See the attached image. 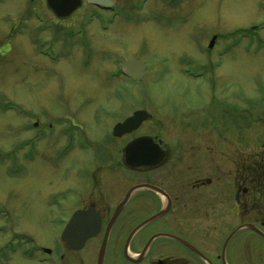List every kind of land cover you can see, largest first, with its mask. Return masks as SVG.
<instances>
[{"label":"rangeland","instance_id":"rangeland-1","mask_svg":"<svg viewBox=\"0 0 264 264\" xmlns=\"http://www.w3.org/2000/svg\"><path fill=\"white\" fill-rule=\"evenodd\" d=\"M116 1L121 7L116 20L112 12L96 10L102 21H115L108 29L100 20L85 26L87 40L95 50L89 58L93 64L87 67L76 42H81L83 35L71 40L68 47L60 46L64 56L55 62L39 55L30 41L32 32L36 34L34 9L38 17L52 23L53 29L46 30L52 33L55 27L57 31L65 27L73 30L84 22L90 8L87 4L60 21L53 18L46 0H0V264H40L39 255L31 258L37 244L14 234L54 249L62 217L67 215L64 199L74 202L70 208L78 204L79 168L65 169L66 165L55 162L62 141L49 134L52 119L56 131L66 116L79 122L89 119L84 127L91 134L90 129L103 127L90 120L96 116L91 107L76 113L78 100L103 104L104 110L111 112V97L121 90L133 110L146 104L154 114L151 127L163 130L168 146L174 149L180 144L184 152L195 144H221L216 135L195 128L205 127L198 125L197 118L206 123L211 116L208 101L222 97V89L229 88L231 102L241 101L237 98L243 96L257 104L259 97L264 99V0H184L178 6L159 0L146 4L143 0ZM213 36L218 37L217 47L211 51ZM133 58L147 65L144 81L139 86L120 85L122 77L113 78L111 73L118 71L120 59ZM212 85L218 86L214 92L210 91ZM250 104L246 101L247 107ZM250 109L244 138L252 146L255 129H264V122L259 127L260 108ZM36 121L40 126H34ZM158 122L163 127L155 126ZM102 132L98 129L94 135ZM32 141L35 145L29 144ZM109 173L124 183L126 174L120 169ZM67 176L73 183H68ZM130 177L126 181L136 182L140 176ZM67 186L73 188L71 193H64ZM109 188L103 186L104 191ZM14 247H20L21 252L15 253ZM53 264L61 262L56 259Z\"/></svg>","mask_w":264,"mask_h":264},{"label":"flooded vegetation","instance_id":"flooded-vegetation-1","mask_svg":"<svg viewBox=\"0 0 264 264\" xmlns=\"http://www.w3.org/2000/svg\"><path fill=\"white\" fill-rule=\"evenodd\" d=\"M144 1L145 4L148 2ZM159 1L178 6L184 0ZM112 2L110 10L116 20L121 7L118 1ZM34 3L31 2L32 5ZM83 4L90 7L87 19L73 26L74 31L70 27L57 31L58 28L55 27L56 31L48 33L53 29L52 23L48 24L45 17H38L34 9L36 34L32 32L30 41L39 55L58 61L59 59H55L64 56L60 46L68 47L71 40L75 42L74 38L83 35V40L79 42L76 39V42L81 46V52H84L83 63L87 67L92 66L94 49L87 40L85 26L88 25L89 28L90 22L100 20L103 27L108 29L115 21H102L96 12L97 9L100 10L99 7L86 0ZM72 15L67 18L54 15L53 18L65 21ZM91 15L93 17L90 20ZM105 23L107 25L104 26ZM57 33L59 35H55ZM217 38L213 36L210 41L211 51L217 47ZM223 45L226 43L221 44ZM226 54L227 50L221 54V61ZM124 60L120 59V66ZM117 62L119 59L116 58V66ZM117 73L114 70L112 77H117ZM121 77L120 85L139 86L144 81V78L135 81L124 75ZM114 87L116 93L118 85ZM217 87L212 85L210 91L214 92ZM117 94L111 97V112H106L103 104L97 106L98 103L92 105V101L78 100L76 113L81 114L82 110L91 107L96 116L90 120L103 126L90 129L92 134L85 128L89 121L86 118L79 122L66 116L58 124L61 128L56 131L53 119L50 122V138L62 141L55 153V162L66 165L65 169L79 168V199L77 206L72 208L69 205L74 202L68 197L64 199L67 206L63 211L67 215L62 217V229L54 249L37 243L31 237L14 234L17 239H27L37 244L32 249L31 258L39 255L37 258L40 264H53L56 259L61 264H264V129H255V142L252 146L244 138L245 116L249 111L247 109L260 108V127L264 122V111L261 110L264 99L259 97L257 104L256 100H246L243 96L237 98L242 102H231L229 88L222 89V97L208 101L206 108L211 116L206 123L197 118L198 125L204 124L205 127L195 128L197 131L206 130L209 135H216L221 144L208 143L205 147L195 144L183 152L180 144H176L174 149L166 144L162 136L163 130L151 127L153 113H150L151 118L145 119L132 131L122 135L115 134V127L137 110L150 112L146 104L145 108L133 110L128 106L127 97L123 93ZM246 101L251 103L248 107ZM98 112L102 113V117L97 115ZM34 126H40V122H34ZM155 126L163 127L162 122ZM143 128V132L139 133ZM98 129H103V132L95 136L94 132ZM56 132L63 137L62 140ZM39 135L37 133V137ZM143 137L145 147L136 156L145 158V163L140 162L144 165L141 169L133 168L125 160V149L131 142ZM32 143L35 145L33 141L29 144ZM185 155L189 159H185ZM118 169L126 174L123 184L109 173ZM133 174H138L139 180L126 181ZM66 179L68 183H73L69 176ZM128 182L131 184H127ZM126 184L128 186L123 191ZM138 185L144 187L135 190L118 212V206L127 193ZM103 186L110 188L104 191ZM72 190L71 186H67L64 193H71ZM76 211L87 213L81 221L85 228L96 219L99 222L98 232L89 237L79 250L66 248L60 240L62 230ZM116 213L118 214L113 220ZM139 226L141 227L134 233ZM103 246L105 250L101 255ZM18 248L20 247L13 248L15 253L21 252ZM54 254L56 257H51Z\"/></svg>","mask_w":264,"mask_h":264},{"label":"water","instance_id":"water-1","mask_svg":"<svg viewBox=\"0 0 264 264\" xmlns=\"http://www.w3.org/2000/svg\"><path fill=\"white\" fill-rule=\"evenodd\" d=\"M83 0H47V6L50 8L56 16L65 18L70 16L75 10H77L82 5ZM88 3L97 5L104 9L113 6L112 0H87ZM146 70V65L138 60L131 59L127 60L122 64V71L125 75L135 79L140 80L144 76ZM150 114L145 110H138L134 112L132 116L127 118L123 123L118 124L115 127L114 133L122 135L125 132H130L137 128L145 119L150 118ZM145 147V137L139 138L131 142L125 149V160L133 168L141 169L144 165L142 163L145 158L137 157L138 151L144 149ZM133 155V156H129ZM145 163V162H143ZM144 185H138L133 187L128 193L126 198L118 206V212L125 206L131 194ZM164 211L161 213L163 214ZM86 212L76 211L70 218L67 226L61 233V242L66 248L69 249H81L85 241L95 235L99 230V222L96 219L92 224H89L87 228L82 226V219L86 215ZM118 213L115 214L113 220L116 218ZM144 223L141 225L143 226ZM139 226L134 233L141 227ZM105 246L102 248L101 255L104 254Z\"/></svg>","mask_w":264,"mask_h":264},{"label":"trees","instance_id":"trees-1","mask_svg":"<svg viewBox=\"0 0 264 264\" xmlns=\"http://www.w3.org/2000/svg\"><path fill=\"white\" fill-rule=\"evenodd\" d=\"M118 94H119V95L122 94V91L120 90V91L118 92Z\"/></svg>","mask_w":264,"mask_h":264}]
</instances>
